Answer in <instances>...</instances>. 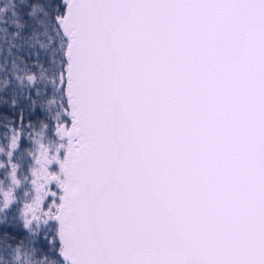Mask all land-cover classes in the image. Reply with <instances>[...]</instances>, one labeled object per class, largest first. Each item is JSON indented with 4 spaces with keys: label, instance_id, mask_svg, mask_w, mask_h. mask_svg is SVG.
<instances>
[{
    "label": "snow or ice",
    "instance_id": "1",
    "mask_svg": "<svg viewBox=\"0 0 264 264\" xmlns=\"http://www.w3.org/2000/svg\"><path fill=\"white\" fill-rule=\"evenodd\" d=\"M0 264H264V0H0Z\"/></svg>",
    "mask_w": 264,
    "mask_h": 264
}]
</instances>
